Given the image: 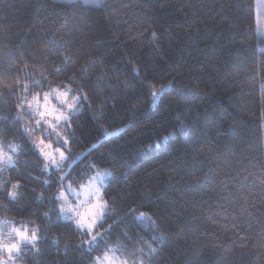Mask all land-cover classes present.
<instances>
[{
    "label": "trees",
    "instance_id": "obj_1",
    "mask_svg": "<svg viewBox=\"0 0 264 264\" xmlns=\"http://www.w3.org/2000/svg\"><path fill=\"white\" fill-rule=\"evenodd\" d=\"M256 33V0H105L103 7L79 0H0V80L39 79V70L53 71L68 54L77 67L89 59L101 62L91 69L93 108L74 122L69 160L97 147L75 164L69 179L79 173L84 181L74 186L85 182L93 175L84 168L89 163L114 173L106 198L116 209L108 223L117 222L107 243L124 245L115 254L120 260L133 264L140 238L151 242L163 233L166 243L151 264H186L189 258L191 264H264V40ZM133 64L140 79L131 75ZM102 68L115 71L92 88ZM70 74L69 65L49 79ZM144 81L173 86L154 103ZM104 97L101 118L93 120ZM15 102L0 98V116L11 120ZM181 122L190 129L187 135ZM105 131L117 134L104 137ZM13 137L27 143L12 126L0 139L7 145ZM19 159L28 161L17 166L21 175L40 180L22 179L17 203H9L6 192L0 195L7 205L0 207V220L39 224L45 238L38 254L29 250L16 264H91L105 244L87 252V245L78 247L86 237L69 221L56 220L58 205L48 198L58 184L44 193L42 204L31 191H44L42 181L60 173H41L30 152ZM16 173L5 175L15 179ZM245 206L248 214L240 216ZM50 207L47 221L42 214ZM133 207L137 211L130 214ZM140 212L152 216L157 231L136 219ZM193 248L199 249L194 256Z\"/></svg>",
    "mask_w": 264,
    "mask_h": 264
},
{
    "label": "snow or ice",
    "instance_id": "obj_2",
    "mask_svg": "<svg viewBox=\"0 0 264 264\" xmlns=\"http://www.w3.org/2000/svg\"><path fill=\"white\" fill-rule=\"evenodd\" d=\"M55 3L74 4L76 0H54ZM86 4H92L95 7H103L105 0H83ZM264 35V33H261ZM157 35L152 33V39L155 40ZM63 40V37H61ZM60 41H57L59 43ZM63 55V54H62ZM129 59H131L129 57ZM63 65L55 66L54 70L49 72L47 69L38 71L39 79L25 75L23 78L17 77L14 81L0 80V98L4 96L15 97L14 107L15 115L9 120L7 116H0V121L5 122L4 127H0V137H3L8 131L9 126L14 131H18L20 138L27 143L16 142L13 137L12 142L5 145L3 139H0V195L6 192V198L9 203H17L21 198V189L24 185L22 179L39 181V176H33L28 173L22 176L17 168L18 165H27L28 161H20L19 157L24 152H30L40 165V172L49 176L60 173L55 179H45L42 181L44 191L36 193L35 189L31 191L35 194V198L41 204L44 202V193L52 187L54 183L58 184L57 191L49 196L50 205H58L55 210V218L57 221L67 220L73 231L79 233L82 239L78 247H84L85 251L91 252L96 250L101 243L105 244L104 251L93 257L91 264H128V260H120L115 254L117 251H123L124 245L119 241L116 244H108L107 240L111 236L113 226L117 221L108 223L112 216L116 215L114 201L107 199V191L109 187L108 181L115 179L111 169L101 170L94 163L84 166L85 169L92 171L93 175L88 176L85 182L79 183L76 187L77 180L84 181L81 174L69 179L72 176V169L84 155L97 147L93 144L88 153H80L69 160L72 152V138L75 136L74 122L76 118L82 115L88 109L93 108L92 96L89 92V78L92 75L91 69L101 63L100 61L89 59L81 66L77 67V61L71 54L63 55ZM71 66V74L67 75L63 80L53 81L50 76H55L68 70ZM29 65L25 64V70ZM115 71L114 68H102L101 73L91 81V87L99 89V86L106 82L109 71ZM131 75L140 79V69L133 64L130 68ZM146 87H151V98L155 103L161 93L165 89L171 88L173 82L156 87L144 81ZM124 86L128 87L129 82L124 81ZM100 93L98 92L97 95ZM108 97L97 106L93 112L92 119L99 120L107 104ZM114 106V105H113ZM176 119L179 121L180 114L177 113ZM19 125V128H15ZM180 128L187 135L190 131L189 127L183 122ZM122 131V130H118ZM105 131L104 137L116 135ZM55 136V139L51 137ZM164 141H168V137H164ZM67 165V171H64ZM12 169H17L16 178L5 175ZM83 171V170H82ZM0 207L7 210V205L0 204ZM136 208H130L129 213L135 214ZM53 209L44 212L43 218L47 221L52 220L51 213ZM248 214L247 207L239 210V215ZM236 217L234 216L233 219ZM119 219V218H117ZM142 223L147 221V226L153 231H157L156 222L152 216L145 212H140L136 217ZM108 225L105 227V225ZM51 224H46L45 228ZM126 239V233H122ZM45 237L41 235V227L39 224L22 223L16 226L14 219L0 220V264H16L29 250L39 253L38 245ZM141 240V247L136 251L139 256L133 261V264H151L152 259L159 251V247L166 243V236L161 233L160 236H152L149 240ZM52 242L58 244L59 240L53 237ZM157 246L154 247L153 245ZM243 246V245H241ZM145 248L147 251H145ZM199 249L193 248L192 255L198 254ZM132 255H135L133 253ZM191 264V258L186 261Z\"/></svg>",
    "mask_w": 264,
    "mask_h": 264
},
{
    "label": "rangeland",
    "instance_id": "obj_3",
    "mask_svg": "<svg viewBox=\"0 0 264 264\" xmlns=\"http://www.w3.org/2000/svg\"><path fill=\"white\" fill-rule=\"evenodd\" d=\"M79 1L84 3L83 0ZM260 18H262L261 22L259 21ZM256 32L257 36L261 37L264 40V35L261 34L264 33V0H256ZM16 226L19 227L20 225L18 224Z\"/></svg>",
    "mask_w": 264,
    "mask_h": 264
}]
</instances>
